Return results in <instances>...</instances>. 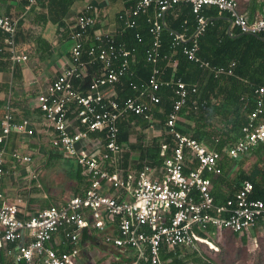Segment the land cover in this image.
Returning <instances> with one entry per match:
<instances>
[{
	"label": "built area",
	"instance_id": "built-area-1",
	"mask_svg": "<svg viewBox=\"0 0 264 264\" xmlns=\"http://www.w3.org/2000/svg\"><path fill=\"white\" fill-rule=\"evenodd\" d=\"M29 2L34 5L38 0ZM180 3L192 6L198 27L191 35L188 32L171 33L174 35L173 46L191 42L190 46L183 47L184 54L215 77L233 75L235 62L229 66H212L198 56L199 37L205 33L209 22L203 9L217 7L220 13L230 16L233 26L241 33L264 35V18L250 21L238 0H128L117 13L118 28L112 31L95 29L97 7L89 5L78 16L74 28L67 29L73 42L69 67L60 72L41 97L40 110L45 126L26 116L17 117L13 108H8L0 119V250L8 248L10 254V247L18 246L15 253L11 251L16 263L81 264L83 234L94 229H108L104 240L107 245L135 251L136 259L130 264L149 261L163 264V254L178 247L197 250L199 243L206 242L218 251L219 248L201 234H208L210 227L215 230L214 237L231 231L249 239L250 233L264 220V199L251 197L254 184L250 180H245L225 203L217 202L214 188L215 179L224 173L222 154L208 149L201 141L177 128L183 121V107L193 94L203 89L204 83L200 88L198 83H189L173 75L166 82L175 94L173 107L164 119L165 132L172 135L173 144H166L164 138L160 140L162 149L170 152L164 178H153V172L158 171L146 166L140 170L126 198L99 192L107 185H115L124 169V147L119 141L122 123L131 114L142 117L151 127L158 121L153 108L162 99L158 91L163 84V70L157 61L162 34L167 29L165 15L171 11L175 13ZM142 15L148 17L149 33L153 36L146 57L152 62L154 72L141 89L131 82L136 93L124 96L123 78L131 73L132 64L136 63V49L120 41L119 36L134 29ZM18 27V19L0 17V30L7 35L10 58L14 62L28 59L27 54L17 49ZM172 58H169L168 66L176 70ZM256 94L257 106L242 128L243 136L228 149L232 158H238L264 142V85L256 89ZM68 123L83 130H71ZM157 123L161 124L162 120ZM96 131L104 132V151L97 153L98 156L86 152L79 155L77 143L89 140L90 134ZM12 133L33 138L38 144L36 151H10ZM53 149L77 155L89 173H95L89 179L91 188L85 197L75 196L66 206L24 212L19 205L10 202L11 195L2 190L1 183L8 173L19 174V170L28 168L22 177L23 182L31 186L37 178L33 171H40L38 168L45 164L40 165L41 156ZM8 155L14 162L12 166ZM119 155L122 156L120 163ZM195 159L197 166H193ZM110 168H113L112 172L108 170ZM102 179L106 183L103 184ZM12 193L15 192L12 190ZM111 229L115 230L114 234ZM59 236L60 240L57 239Z\"/></svg>",
	"mask_w": 264,
	"mask_h": 264
},
{
	"label": "crops",
	"instance_id": "crops-1",
	"mask_svg": "<svg viewBox=\"0 0 264 264\" xmlns=\"http://www.w3.org/2000/svg\"><path fill=\"white\" fill-rule=\"evenodd\" d=\"M58 1L59 0H38L37 4L31 5L29 0H0V17H12L14 19H18L19 27L15 37L17 49L20 53L28 55V59L26 61L23 60L19 62H14L10 58L9 62L6 63V58H0V63H5L0 65V119L3 117L8 108H13L17 111V117L26 116L33 121L40 123L42 126H45L43 113L40 110L41 97L46 93L48 86L58 77L60 72L69 67L71 60V50H67L65 45L71 43L72 40L69 39L70 37L68 32L63 30L65 28H61L57 23L53 22L52 14H50L51 12L47 8L49 3L52 6L57 4ZM127 1L128 0H75L64 21L69 29H73L78 16L83 14L89 5H92L95 8L97 7V13L95 12V15L97 16L98 28L95 29H109V31H112L113 29L118 28L116 21L117 13L126 6ZM238 1L241 10L248 15L250 21L264 18V0ZM216 8L207 7L204 10L208 21H211L210 14L212 11H216ZM217 14L218 16L216 19L224 21L228 33L232 35L233 30L238 28L233 26L230 16L226 13H220L219 9ZM63 33H67V37H65ZM2 34L3 36L5 35L4 33ZM3 36L0 37V42L9 47L6 42L7 35ZM45 43L51 45V52L43 51ZM41 56L43 58H41ZM160 60H162L161 56H159L157 63H159ZM137 61L138 59L136 57V62ZM139 89L141 88L139 87ZM187 107L191 110L192 104L187 102L183 109ZM183 109V121L181 120V122L185 121ZM153 110L158 120L157 122H159V119L162 120L161 124L155 122L152 124L153 127H151L145 119L134 114H131L127 120L122 123L120 133L122 134V145L124 147L122 161L124 169L119 174V179L116 184L103 187L99 190L100 193L104 195L116 194L119 199L126 198L128 196L129 188H131L138 179L140 170L144 169L146 166H150L154 170L158 171L153 172V178H164L166 161L170 156V152L163 150L161 147L159 155L161 157V161L158 159L160 163L152 164L150 163L151 161H148L151 160L150 155L153 154L154 158H152V161L157 162L155 159V152L157 151L156 147L162 143L160 140L163 138L165 139L166 137L164 119L166 118V114L169 112H165L166 110L163 106H161V103L158 105L156 104ZM215 123L219 124L216 120ZM68 127L71 130H83V128L77 127L73 123H68ZM124 131L128 132L126 140H123ZM237 140L233 141L232 144H234ZM32 141L33 138L29 136L12 133L9 150L34 152L36 151L35 146L38 144L34 141L30 144ZM104 143L105 138L103 131L91 133L89 140L84 139L77 143L78 154L80 155L86 152L88 155L98 156L97 153L104 151ZM167 143L170 142H166V144ZM145 148L148 149L147 153L149 157L147 159L145 158ZM244 155L245 154L241 155L244 159L243 161L241 160L240 164H235L233 162L234 164H232V169L226 172L224 176L216 180L214 194L217 202L225 203L228 198H231L234 195L238 185L237 176L242 171L251 173L253 169H255V161L253 162V159L250 158L249 155ZM8 156L10 165H14L12 158H10V155ZM121 159L122 156L119 155L118 163L121 162ZM60 161H63V164L67 169L68 176L76 181L77 188H75V193L68 200L58 204L49 205L48 200H40L38 197H41L38 193H41L44 189L41 185V179L48 165H51L53 162L58 163ZM43 162H45L44 166L38 168L40 171L32 168V170H34V176L37 178L32 181L31 186H27L28 184L23 182L24 179L22 177L28 168L19 170V174L8 173L5 175V179L2 181L1 187L4 192L11 195V203L19 205L21 210L24 212L35 213L46 208H60L62 206H66L71 198L78 195H83V197H85L88 190L91 188L89 179L95 173L92 171L89 173L86 169L87 166L79 160L77 155L65 153L61 149H53L48 153H43V157L41 156L39 161L40 165ZM258 164L262 166L263 163ZM112 169L113 168H110L108 170L112 172ZM11 171L13 172L14 170L11 169ZM102 182L104 184L106 183V180L102 179ZM38 187L42 188L38 190ZM12 190L15 193H12ZM23 195L30 196L25 197ZM43 198H48V196L44 195ZM73 229L74 231L76 230L75 228ZM196 231L198 232L199 230L196 229ZM110 232L114 234L115 230L111 229ZM213 232H215L214 228L210 227L208 234H213ZM108 233V229L100 231L94 229L89 233L85 232L83 234L79 263L130 264L136 259L135 251L132 249H119L114 246L107 245L104 240ZM253 233L255 234V236H253L255 238L256 245H249L245 236L232 232L230 233V231H224V237L223 235L221 237L216 236L217 243L213 242V246L222 248L223 246L225 247L230 244L231 247L232 243L226 239V235L232 234L233 237H235L236 240L239 239L242 244H248L249 246L255 247L262 245L264 247V220L257 225ZM201 234L206 235L204 233ZM213 238H211V240ZM57 239L60 240L61 237L59 236ZM17 247L18 246H11L10 254H8V248L1 249L0 264H18L14 259V254H11V251L15 253ZM179 248L181 250L179 251L181 254L180 257L185 258L183 255L184 251L182 250L184 247L175 248L172 252ZM250 249L251 247L246 250Z\"/></svg>",
	"mask_w": 264,
	"mask_h": 264
},
{
	"label": "trees",
	"instance_id": "trees-1",
	"mask_svg": "<svg viewBox=\"0 0 264 264\" xmlns=\"http://www.w3.org/2000/svg\"><path fill=\"white\" fill-rule=\"evenodd\" d=\"M74 1L59 0L57 4L52 6L49 3L47 7L52 14L53 22L61 28H65L66 31L69 28L64 20ZM205 9H203V15H205ZM217 11V8L216 11H212L210 14L211 21L208 22L205 33L199 37L198 56L212 66H229L234 61V75L215 77L213 73L210 74L209 70H203L204 68L198 63L189 60L183 52V47L190 46L191 42L182 43L177 47L173 46L174 35L171 33L188 32V35H191L192 31L198 27L197 19L189 3L178 4L175 13L172 11L166 13L167 29L162 34V46L160 48L162 60L158 63L163 70L161 73L163 84L158 93L162 97L160 103L166 113L171 111L175 95L173 87L166 83L172 75L189 83H198L200 88L203 83L205 84L202 90L193 94L188 100V103L192 104V108L191 110L188 107L183 109L185 121L178 123L177 128L182 133L201 141L208 149H215L222 154L221 165L224 173L215 179V183L218 178L232 169V164H240L241 160L243 161L244 157L242 156L232 158L228 149L232 146L233 141L243 136L242 128L252 110L257 106L256 89L264 85V35L243 34L239 29L233 30L232 35L229 34L224 21L216 19ZM147 18L146 15L140 16L138 25L134 29L131 28L132 30H128L124 35L119 36L120 41H124L127 46L136 49L135 53L138 59L136 63L132 64L131 73L126 74L123 78L124 90L122 95L124 96L134 95L136 92L130 85L131 82L141 88L142 85L148 83L154 72L152 63L146 59V51L153 42V36L149 33L150 25ZM97 26L98 24L96 28H98ZM2 33L4 32L0 30V37L3 36ZM66 34L63 33L65 37H67ZM0 47H4L0 48V58H6V63L9 62L11 56L9 48L2 42H0ZM174 50H176L175 53ZM43 51L51 52V45L45 43ZM171 56L175 60L176 70L172 66H168ZM41 58L43 57L41 56ZM2 64L5 63H0V65ZM94 69H97V66ZM194 101H196V107ZM215 120L219 124L215 123ZM124 132L123 140H126L128 132ZM119 139L122 143L121 133ZM163 142H170L172 145V135L166 134ZM162 143L156 147L155 159L157 162L152 161L153 154L150 155L151 160L148 162L160 163L161 157L159 155ZM147 152L148 149L145 148L146 159L149 157ZM247 155L255 161L256 167L251 173L242 171L237 176V189L242 187L245 180H250L254 184L251 197L264 199V142L253 147L244 156ZM258 163L263 164L260 166ZM197 165L198 161L195 159L193 166ZM202 236L207 239L214 237L211 233ZM199 245L209 246L206 243H199ZM179 251H181L180 248L163 254L164 264H187L191 257L198 264H206L198 257L199 252L195 251L193 256L186 255L185 258H181ZM209 252L218 254L221 251L219 248L218 251L210 249ZM142 263L151 264L150 261Z\"/></svg>",
	"mask_w": 264,
	"mask_h": 264
},
{
	"label": "rangeland",
	"instance_id": "rangeland-1",
	"mask_svg": "<svg viewBox=\"0 0 264 264\" xmlns=\"http://www.w3.org/2000/svg\"><path fill=\"white\" fill-rule=\"evenodd\" d=\"M72 45L73 42L66 44L65 47L70 51L72 49ZM41 185L44 189L41 193L37 192L41 195V197L38 196V194L37 196L40 200H48L49 205L58 204L68 200L73 196L75 188H77L76 181L68 176V172L63 164V161L58 163L53 162L51 165L47 166L41 179ZM42 187H38V190ZM44 195H47L48 198H43ZM23 196L29 197L30 195ZM254 230L250 233V241H248V238L246 237L249 245H256L254 238L255 234L253 233ZM226 239L232 243L231 247L230 244L225 247L223 246L222 248L220 247L221 252L218 254L210 253L209 250L213 249L210 246L198 245L197 250L186 248L182 249L184 251L183 255L193 256L195 251L199 252L198 257L206 264H264V247L262 245L255 247L249 246L248 244H242L241 241L239 239L236 240L232 234H227ZM213 242L217 243L216 238H213ZM250 247L252 250H246ZM187 262L188 264H198L192 260V257L188 259Z\"/></svg>",
	"mask_w": 264,
	"mask_h": 264
},
{
	"label": "clouds",
	"instance_id": "clouds-1",
	"mask_svg": "<svg viewBox=\"0 0 264 264\" xmlns=\"http://www.w3.org/2000/svg\"><path fill=\"white\" fill-rule=\"evenodd\" d=\"M166 19V18H165ZM209 241H212L211 239ZM212 244H213V241H212Z\"/></svg>",
	"mask_w": 264,
	"mask_h": 264
},
{
	"label": "bare ground",
	"instance_id": "bare-ground-1",
	"mask_svg": "<svg viewBox=\"0 0 264 264\" xmlns=\"http://www.w3.org/2000/svg\"><path fill=\"white\" fill-rule=\"evenodd\" d=\"M203 243H206V242H203ZM206 244H208V243H206Z\"/></svg>",
	"mask_w": 264,
	"mask_h": 264
}]
</instances>
